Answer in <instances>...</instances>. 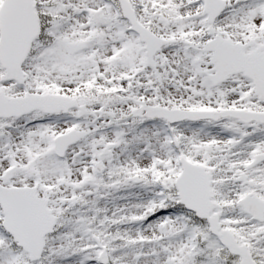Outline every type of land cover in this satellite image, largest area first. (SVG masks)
I'll list each match as a JSON object with an SVG mask.
<instances>
[{"label":"snow or ice","instance_id":"snow-or-ice-1","mask_svg":"<svg viewBox=\"0 0 264 264\" xmlns=\"http://www.w3.org/2000/svg\"><path fill=\"white\" fill-rule=\"evenodd\" d=\"M0 264H264V0H0Z\"/></svg>","mask_w":264,"mask_h":264}]
</instances>
